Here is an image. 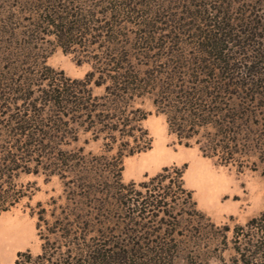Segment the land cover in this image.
Here are the masks:
<instances>
[{"label": "trees", "instance_id": "16d2710c", "mask_svg": "<svg viewBox=\"0 0 264 264\" xmlns=\"http://www.w3.org/2000/svg\"><path fill=\"white\" fill-rule=\"evenodd\" d=\"M186 1L0 0V213L33 193L23 175L57 177L64 198L38 213L41 251L12 264H264V210L228 241L181 169L122 181L151 147L144 99L180 144L264 177V0ZM55 48L82 78L47 64Z\"/></svg>", "mask_w": 264, "mask_h": 264}, {"label": "rangeland", "instance_id": "374dc122", "mask_svg": "<svg viewBox=\"0 0 264 264\" xmlns=\"http://www.w3.org/2000/svg\"><path fill=\"white\" fill-rule=\"evenodd\" d=\"M158 1L169 7L187 4L186 0L184 2L181 0ZM168 9L170 12L167 15L177 12ZM46 62L54 69L62 70L65 75L71 78H82L89 69L87 64H76L73 55L62 52L60 48L53 49ZM142 108L148 112L146 119L142 121V126L147 129L152 138L151 147L146 151L123 158L122 181L137 184L160 172L163 167L181 169L183 187L192 192V198L196 201L197 208L205 213L217 227L227 225L229 230L226 232V236L230 241L235 225H244L250 218L257 216L264 210L262 166L259 165L257 169L252 170L246 166L238 168L236 165L219 164L215 159L203 156L197 146L180 144L175 135L168 132L165 117L155 113L149 99L143 100ZM86 151L100 152V142H90L86 146ZM200 177L203 179L201 180ZM19 181L35 182L33 193L29 198L22 199L11 209L0 213V218L7 216L8 220L20 223L26 230L28 237L23 240L25 246L22 248L17 250L7 248L6 252L9 257L5 259L1 256L5 250L2 249L1 245L5 236L0 230L1 264H12L18 252L29 251L32 255L38 254L44 241L40 237V233L45 235L47 232V226L44 223L41 224V232L36 227L38 213L44 208L45 218L50 222L52 220L50 214L53 210L52 200L57 201L56 207L64 202L63 185L55 176L45 182L43 176L23 175ZM58 212L59 209L56 213ZM206 222L205 220L200 221L203 225ZM218 234L217 237L221 239L223 234L219 232ZM228 246L231 244L229 243ZM231 255L230 247L222 254L225 260H228ZM177 264L184 263L178 261ZM195 264L220 263L208 253L205 257L199 258Z\"/></svg>", "mask_w": 264, "mask_h": 264}, {"label": "bare ground", "instance_id": "6f19581e", "mask_svg": "<svg viewBox=\"0 0 264 264\" xmlns=\"http://www.w3.org/2000/svg\"><path fill=\"white\" fill-rule=\"evenodd\" d=\"M207 177H208V175H207ZM202 179L203 178H201V180ZM220 182H221V180H220ZM206 185H207V183H206ZM211 186H213V185H211ZM0 230L2 231V233L5 236V238H4V240L2 241V244H1L2 245V249L4 248L5 250L2 252L1 256H2V258L8 259L9 255L6 252V249L7 248H10V249L12 248V249L17 250V249H20L23 246H25V243L23 242V240H25L28 237L27 236V232H26V230L24 229V227L20 223L8 220L7 216H2L0 218Z\"/></svg>", "mask_w": 264, "mask_h": 264}]
</instances>
